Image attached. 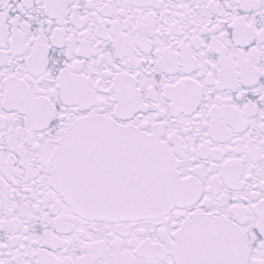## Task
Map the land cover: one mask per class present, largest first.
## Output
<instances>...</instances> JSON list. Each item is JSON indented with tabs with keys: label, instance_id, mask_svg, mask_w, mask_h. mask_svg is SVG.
<instances>
[{
	"label": "snow or ice",
	"instance_id": "1",
	"mask_svg": "<svg viewBox=\"0 0 264 264\" xmlns=\"http://www.w3.org/2000/svg\"><path fill=\"white\" fill-rule=\"evenodd\" d=\"M0 264H264V0H0Z\"/></svg>",
	"mask_w": 264,
	"mask_h": 264
}]
</instances>
